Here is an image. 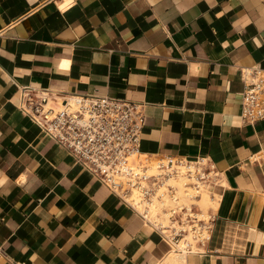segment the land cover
I'll use <instances>...</instances> for the list:
<instances>
[{
	"label": "crops",
	"instance_id": "0c3cea01",
	"mask_svg": "<svg viewBox=\"0 0 264 264\" xmlns=\"http://www.w3.org/2000/svg\"><path fill=\"white\" fill-rule=\"evenodd\" d=\"M264 0H0V264H159L171 250L18 108L23 87L141 105L140 155L210 159V239L185 264H264Z\"/></svg>",
	"mask_w": 264,
	"mask_h": 264
},
{
	"label": "built area",
	"instance_id": "2783aa9c",
	"mask_svg": "<svg viewBox=\"0 0 264 264\" xmlns=\"http://www.w3.org/2000/svg\"><path fill=\"white\" fill-rule=\"evenodd\" d=\"M242 81V121L253 123L264 119V68L243 69ZM18 108L42 133L56 141L76 164L134 210L126 200L133 187L139 189L143 199H150L161 180L169 175H180L185 179L184 191L188 194V187L192 188L194 194L190 198H197L204 188L212 194L211 187L218 182V172L208 158L156 159L153 161L158 162L157 168L163 174L149 175L148 159L138 157L145 122L138 103L105 95H60L46 89L23 87ZM134 155H137V162ZM167 188L172 195L175 189L170 185ZM165 210L174 224L165 240L175 244L190 232L193 243L186 241L184 252L200 253L212 234L213 210L201 219L196 216L200 210L194 204L190 209L174 205ZM154 229L161 230L155 226Z\"/></svg>",
	"mask_w": 264,
	"mask_h": 264
},
{
	"label": "bare ground",
	"instance_id": "6f19581e",
	"mask_svg": "<svg viewBox=\"0 0 264 264\" xmlns=\"http://www.w3.org/2000/svg\"><path fill=\"white\" fill-rule=\"evenodd\" d=\"M133 157L135 162H137V155H134ZM138 157L140 159H145L143 155ZM148 161L149 164L147 173L149 175L163 174V171L157 168V161L154 162L151 159H148ZM184 181L185 179L180 175H169L161 180V184L156 187L154 193L150 196V199H143L139 189L133 187L129 195L126 197V200L143 215L149 224L153 227L155 226L160 228L161 230L159 233H162V236L165 237V235L168 236V233L171 231L169 228L174 227V224H171L169 219V212L165 210L166 208H172L174 205H178L179 208L186 206L187 209H190L191 205L194 204L197 205L200 210V213L196 215L199 219L205 218L209 210L217 209L219 199L218 195H214V197H212V194L204 188L198 192L197 198H190L194 193L191 192L192 188L190 187H188V194L184 191ZM167 185H170L175 189L172 195L169 194ZM175 227L177 228V226ZM186 241L193 243L190 232L185 234L184 237L177 243H169L171 250L163 258L162 263L159 264H185V258L189 255L184 252V245Z\"/></svg>",
	"mask_w": 264,
	"mask_h": 264
}]
</instances>
